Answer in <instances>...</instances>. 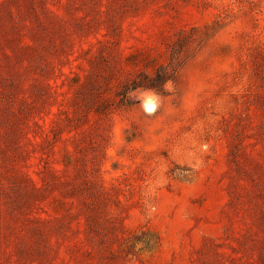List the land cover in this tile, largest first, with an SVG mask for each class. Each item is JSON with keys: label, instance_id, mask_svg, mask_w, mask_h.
I'll return each mask as SVG.
<instances>
[{"label": "rangeland", "instance_id": "obj_1", "mask_svg": "<svg viewBox=\"0 0 264 264\" xmlns=\"http://www.w3.org/2000/svg\"><path fill=\"white\" fill-rule=\"evenodd\" d=\"M0 264H264V0H0Z\"/></svg>", "mask_w": 264, "mask_h": 264}, {"label": "clouds", "instance_id": "obj_2", "mask_svg": "<svg viewBox=\"0 0 264 264\" xmlns=\"http://www.w3.org/2000/svg\"><path fill=\"white\" fill-rule=\"evenodd\" d=\"M170 83V81L166 82L164 87L168 88ZM134 95L135 94H130V98H132ZM135 98L140 101L142 110L148 116L154 115L162 105V97L154 90L143 91Z\"/></svg>", "mask_w": 264, "mask_h": 264}]
</instances>
